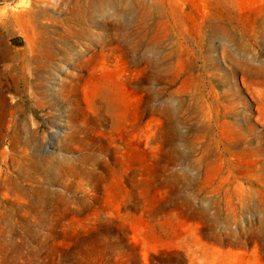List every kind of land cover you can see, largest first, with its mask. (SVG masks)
Wrapping results in <instances>:
<instances>
[{"label":"rangeland","instance_id":"1","mask_svg":"<svg viewBox=\"0 0 264 264\" xmlns=\"http://www.w3.org/2000/svg\"><path fill=\"white\" fill-rule=\"evenodd\" d=\"M264 264V0H0V264Z\"/></svg>","mask_w":264,"mask_h":264},{"label":"trees","instance_id":"2","mask_svg":"<svg viewBox=\"0 0 264 264\" xmlns=\"http://www.w3.org/2000/svg\"><path fill=\"white\" fill-rule=\"evenodd\" d=\"M152 261L157 264H188L181 253L174 251L167 253L164 258L158 259L152 256L151 262Z\"/></svg>","mask_w":264,"mask_h":264}]
</instances>
